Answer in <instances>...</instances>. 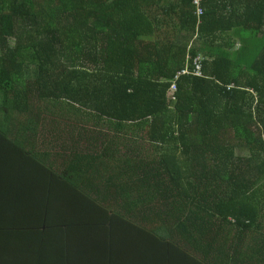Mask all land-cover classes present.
I'll use <instances>...</instances> for the list:
<instances>
[{
  "label": "trees",
  "instance_id": "1",
  "mask_svg": "<svg viewBox=\"0 0 264 264\" xmlns=\"http://www.w3.org/2000/svg\"><path fill=\"white\" fill-rule=\"evenodd\" d=\"M201 6L0 0V264H264V0Z\"/></svg>",
  "mask_w": 264,
  "mask_h": 264
},
{
  "label": "built area",
  "instance_id": "2",
  "mask_svg": "<svg viewBox=\"0 0 264 264\" xmlns=\"http://www.w3.org/2000/svg\"><path fill=\"white\" fill-rule=\"evenodd\" d=\"M203 0H194V3L195 5L197 6V14L199 16V18L203 15V8L201 6V3H202ZM201 63H202V60L200 57L196 58L193 62V72L192 74L195 75V76H202V71H201ZM189 74V71L188 70H185L181 73L178 74V76L176 77V79L179 77V76H183V75H187ZM177 91V88L175 85L172 86L171 88V91H170V95H174Z\"/></svg>",
  "mask_w": 264,
  "mask_h": 264
},
{
  "label": "crops",
  "instance_id": "3",
  "mask_svg": "<svg viewBox=\"0 0 264 264\" xmlns=\"http://www.w3.org/2000/svg\"><path fill=\"white\" fill-rule=\"evenodd\" d=\"M165 258V257H164ZM167 258H169V257H167ZM164 260V259H163ZM173 263L174 264H176V263H179V262H177L176 260H173ZM158 264H159V262H158ZM160 264H162V263H160Z\"/></svg>",
  "mask_w": 264,
  "mask_h": 264
},
{
  "label": "rangeland",
  "instance_id": "4",
  "mask_svg": "<svg viewBox=\"0 0 264 264\" xmlns=\"http://www.w3.org/2000/svg\"><path fill=\"white\" fill-rule=\"evenodd\" d=\"M59 105L56 106V108L58 107Z\"/></svg>",
  "mask_w": 264,
  "mask_h": 264
}]
</instances>
